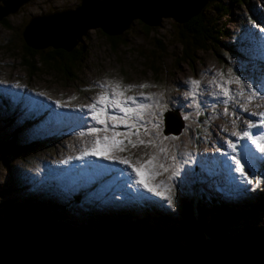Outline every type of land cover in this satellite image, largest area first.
Returning <instances> with one entry per match:
<instances>
[{
    "label": "rangeland",
    "instance_id": "obj_1",
    "mask_svg": "<svg viewBox=\"0 0 264 264\" xmlns=\"http://www.w3.org/2000/svg\"><path fill=\"white\" fill-rule=\"evenodd\" d=\"M81 1L6 0L4 3L0 1V17H5L9 24L8 27L0 23V41L10 37L13 47L20 44L22 31H25L32 17L39 19L32 24L27 34L29 40L37 45L43 42H46L44 45H48L49 41H55L59 34H63L57 30L62 31L67 24L76 19L79 25L71 28L77 33L90 24L86 33L82 34L77 47L75 46L83 47L87 56H83L79 78L72 82L59 73L52 72H49L53 74L51 76L27 79L25 69L19 66L17 60L10 57L12 54H7L3 49L0 51V91H3L9 100L15 94L22 95L20 105L13 102L12 107L9 100L0 97L1 133L9 131L12 133V129H22V132H19L21 141L28 142V137L37 138V135L40 136V133L55 126L66 127L64 134H59L58 142L50 147L37 149L28 156H22L26 160L20 156L11 157L9 161L11 166L21 170L23 177L31 182L42 181L48 176L55 179L59 173L61 177L56 178L58 182L54 187L59 196L56 203L66 206L64 212L66 218L64 216L63 218L67 219V223L77 222V225L86 222L87 218L83 216L86 212L89 215L95 212L103 215L118 214L123 207L130 210L131 204L139 202L135 199L155 203L152 205L156 206L162 205L167 214L175 217L180 214L174 204L175 197H193L194 200V197H205L207 193L212 198L221 197L225 204L231 205L235 202L232 198L241 202L242 196L238 190L248 194L263 192L264 153L259 152L250 140L240 137L245 131H250L254 135H264V124L261 123V114L264 113V0H248L247 6L242 7L231 5L229 0H218L222 6L230 10L229 15L215 10L210 2L205 4L202 9L207 8L206 14L215 17L218 28L222 27L224 35L220 39L226 44L227 49L234 48L232 50L234 55L231 57L221 48L222 53L226 54V60L224 64H220L211 52L203 50L191 52L194 71L187 62L180 59L178 27L174 19L189 15L188 5H185L183 11L167 8L163 4L161 8L154 10L152 16H144L147 14H143L142 11H130L127 15L132 14L133 17L129 19L126 28H123L127 22L124 18L120 23H110V26L107 22L111 31L118 33V30H121V33H125V43H121L116 53H113L105 33L89 20L97 18L102 21V17L99 18L97 14L103 13L110 14L111 17L117 15L122 17L121 13H126L127 10H121L119 14L110 10L115 6L119 8L118 4H121L119 0H114L115 4L112 6L92 3L101 8L87 10L88 17L81 18V15L66 13L61 16L59 26L47 22V19L50 21L54 19L48 18L50 13L65 9L74 10L79 7ZM180 3L176 2L175 8H180ZM248 14H254L259 22L248 23L246 18ZM142 16L148 23L153 24L151 30L144 25L147 23L141 20ZM71 17L74 19L71 20ZM158 17V24H155ZM101 23L104 28L107 27L104 21ZM39 28L44 34L39 33ZM68 28L64 29V34L70 39L61 36L60 40L55 41L57 45L63 42L71 44L70 42L76 38V32L67 33L71 31ZM0 45L5 47L8 44ZM150 52L157 55L155 64L159 69V82H154L152 80L154 76L146 69L149 67ZM127 74L130 77L124 79ZM193 81H198L199 84H193ZM109 82L112 85L119 83L122 88L131 86V91L120 98L134 97L135 103L128 101L129 107L139 109L141 105L144 106L142 119L133 116L139 128V135H132L130 138L137 143V147L129 145L125 151H120L118 147L111 148L110 159L104 156L84 155L85 149H90L97 137L102 142L105 136H108L109 140L113 137L112 130L89 134L92 127L103 129L104 125L96 123L87 107L102 91L101 84L106 86L109 96H112V86ZM140 85L150 87L141 88ZM29 100L31 101L29 103L33 102L34 107L38 108L23 111V106H26ZM167 111L177 112L182 118L183 128L179 135L163 134V113ZM107 114L108 117L124 116L118 108L111 106L107 108ZM52 116L55 117L54 120ZM5 119L12 121L8 123L9 129ZM106 123L109 129L115 124V132L125 134L118 136L117 139H122L127 144L129 139L127 133L132 120L125 125L119 119L106 118ZM27 124L29 125L26 126ZM249 125L254 126L249 128ZM71 126L75 127L74 131ZM7 135L8 133L3 134L1 138ZM139 140L145 143L141 145L138 143ZM230 141L237 145L235 152L228 146ZM152 156L157 158L153 171L159 175L150 181V185L155 187V190L150 192L138 183L139 177L133 169L140 167ZM234 156L240 159L244 167V177L236 170ZM122 159L130 163H121ZM161 164L164 168L159 167ZM8 175L9 171L2 160L0 203L12 194L7 189ZM13 175L15 179V173ZM245 177L252 183L246 182ZM38 190L27 185L24 191L34 192L31 197L42 202L52 199L50 191L46 190L47 192L43 194ZM157 192L162 194L157 195ZM169 198L172 203H169ZM248 225L239 222L231 235L239 233L237 228ZM252 233L259 234L256 230ZM170 248L172 250L173 247Z\"/></svg>",
    "mask_w": 264,
    "mask_h": 264
},
{
    "label": "trees",
    "instance_id": "obj_2",
    "mask_svg": "<svg viewBox=\"0 0 264 264\" xmlns=\"http://www.w3.org/2000/svg\"><path fill=\"white\" fill-rule=\"evenodd\" d=\"M208 2L215 10H220L219 12H223V14H230V10L222 6L218 0H208ZM229 3L242 7L243 5L247 6L248 0H229ZM198 8L197 10H191V15L189 14L182 19L177 18L180 21H176L180 59L187 62L192 71H194L195 66L193 60H191V52L198 50L211 52L220 64H224L226 54L231 55V57L232 54L234 55V52H232L234 48L227 49L226 44L220 39L224 35V30L222 27L218 28L215 17L206 14L207 8L200 11ZM246 18L248 23L259 22L254 14H248ZM0 23L9 27L5 17L0 19ZM144 25L149 29L151 28L148 24ZM101 31L105 33L102 29ZM122 33L104 34L113 53H116L117 47L121 43H125V33ZM12 42L10 37L2 39L0 44L8 45H5V47L0 45V51L3 49L7 54H12L10 57L17 60L19 66L25 69L27 79L59 73L66 80L72 82L74 79L79 78V68H82L83 56H87V52L83 47H73L67 51L62 48H53L51 45L42 47L41 45H44L42 43L35 44L41 46L39 48L29 46L23 37V31L20 44L13 47ZM157 43L160 42L157 41ZM221 48L225 50V55L222 53ZM156 60V53L150 52L149 67L146 69L154 76L152 80L159 82L160 76H158L159 69L156 67ZM143 73H145V70ZM129 77L127 74L124 79ZM0 97L9 100L3 91H0ZM9 101L11 107L13 102L18 103L15 97ZM51 118L52 120L55 119L54 117ZM10 122L12 121L5 119L7 128ZM55 127L43 131L40 136L37 135V138L28 137V142L21 141L22 138L21 135L19 136V132L22 129H12V133L10 131L1 133L0 131L2 135L8 133L5 138H1L2 135H0V162L4 160L6 169L9 171L7 189L12 193L9 198L0 203V236L25 226H32L37 234L50 235L57 243L69 241L98 245L107 242L118 244L142 240L158 246L166 252L168 257L177 261L190 259L205 240L209 238H216L221 242L234 237L264 238V191L248 194L245 191L238 190L242 196L240 197L241 202L231 203V205H225L222 201L212 198L207 193H205V197H196L195 203H193V197H175L174 204L177 205L180 212L175 217L161 211L158 207L145 203L142 199H135L139 202H135V205L130 203L132 205L130 209L144 208L143 213L145 216L143 218L137 216L135 211L126 210L123 207V210L118 214L112 215H103L97 212L89 215L86 212L83 215L87 218L84 224L67 223V219L63 218V216L66 218L64 213L66 206L56 203L59 201V196L54 190L57 182L46 178L43 183L33 186L23 177V172L17 169L16 166H11L9 162L11 157L20 156L24 159L22 156H28L37 149L50 147L58 142V136L64 134L66 127ZM71 127L72 130H75V127ZM13 173H15V179ZM27 185L32 186L35 190L39 189L38 191L43 194L50 191L52 199L42 202L31 197L34 192L24 191L27 189ZM231 193L233 195L234 191ZM232 199L235 202L237 200L236 198ZM239 222L248 223L249 225L244 228H237L239 233L232 236L231 232L236 230L235 227ZM256 225L259 227L255 228ZM254 229L259 234L252 233V231H255ZM170 246L173 247L172 250Z\"/></svg>",
    "mask_w": 264,
    "mask_h": 264
},
{
    "label": "water",
    "instance_id": "obj_3",
    "mask_svg": "<svg viewBox=\"0 0 264 264\" xmlns=\"http://www.w3.org/2000/svg\"><path fill=\"white\" fill-rule=\"evenodd\" d=\"M5 2L6 0H0ZM121 4L119 8L115 6L113 9H110L114 13L119 14V11L127 10L126 13L111 17L110 14H97L100 19L89 20L90 23L93 21V24L97 27H100L108 35H115L121 33V30H118V33L111 31L107 24L109 23H120L121 19H126V23L123 25V28L129 23V19L133 15H127L130 11H142L144 16L154 15V10L166 5L167 8L178 10L181 9L184 11V4L180 3V8H175V6L168 5L169 3L164 0H159L158 6L150 3V0H119ZM204 1V0H203ZM202 1L199 11L205 6L208 0ZM92 3L98 5L101 4H110L112 6L115 4V1L112 0H82L79 7L76 9H65L64 11L50 13L48 18L58 17L69 13L70 15H81L80 17H88L89 12L87 10H98L101 6H94ZM164 5V6H165ZM177 6V5H176ZM192 7V6H191ZM19 7H17L18 9ZM97 8V9H96ZM15 9V11H17ZM194 10H197L194 9ZM198 11V12H199ZM88 13V14H86ZM141 13V12H140ZM190 14V12H189ZM191 15V14H190ZM90 17H94L91 16ZM175 17V16H174ZM3 17H0L2 19ZM38 17H32L28 22L25 31L23 32V37L26 43L29 46L39 48L41 46H36L31 40H29V33L32 24L38 20ZM74 18L71 17V20ZM175 21H180L177 17L174 18ZM182 19V18H181ZM77 20V19H76ZM75 21L67 24L63 30H57L60 33L56 38V42L65 36L64 29L69 27L71 31L67 33L73 34L71 27L78 26L79 24ZM141 20L148 25H153L148 23L143 16ZM159 17L157 18L158 24ZM106 23V28L103 27L102 23ZM108 22V23H107ZM61 22L55 26H59ZM77 23V24H76ZM91 24V25H93ZM99 25V26H98ZM90 24L84 26L79 33L76 31V38L67 44L57 45L55 41H49L48 45H51L53 48H62L67 51L75 47L80 39L82 34L86 33V30ZM59 28V27H58ZM66 37V36H65ZM71 37V36H70ZM66 39H70L66 37ZM42 45V47L48 46ZM175 119L176 129L171 130L169 128V116L170 118ZM173 116V117H172ZM177 121V122H176ZM163 123H164V134L179 135L183 127V120L179 117L178 114L173 112H165L163 114ZM0 264H264V238L254 239L249 237H234L225 241H218L216 238L206 239L202 246L191 256L190 259L186 261H173L170 257L167 256L166 252L163 251L156 245L150 244L146 241H134L127 243H118L107 242L98 245H90L84 242H66V243H57L52 236L50 235H41L37 234L32 226H25L17 230L11 231L3 236H0Z\"/></svg>",
    "mask_w": 264,
    "mask_h": 264
},
{
    "label": "snow or ice",
    "instance_id": "obj_4",
    "mask_svg": "<svg viewBox=\"0 0 264 264\" xmlns=\"http://www.w3.org/2000/svg\"><path fill=\"white\" fill-rule=\"evenodd\" d=\"M193 84L198 85V81H193ZM109 85L112 86V96L110 97L108 94V91L106 90V86L104 84L100 85V88L102 91L98 94V96L94 99L93 103L88 105L87 107L92 113L93 119L96 121L97 124L104 125L103 129L97 128V127H92L89 130V134L93 133H99L101 131H113V137L111 140H109L108 136H105L103 139V142L99 137L96 138L95 143L90 149H85L84 155H91V156H104L106 159L112 158L110 156V151L111 148L118 147L120 151H125L127 150V147L130 145L131 147L135 148L137 147V143L133 142L131 140L132 135H139V128L137 127L136 120L133 119V116L136 118L142 119V109L143 105L140 106L139 109L129 107L128 106V101H132L135 103V98L132 96H128L124 99H120L121 97L125 96L126 92L131 91V86H124L123 88L119 83H116L115 85H112L111 82H109ZM141 88H147L150 87V85H140ZM227 94V90H226ZM150 98V97H149ZM97 105H100V107H97ZM111 106L113 108H118L120 112L124 113L123 117H117L115 115L108 117L107 114V108ZM262 116V121L261 123L264 124V113L261 114ZM106 118H110L112 120H118L121 123H124L125 125H128L129 120H132V124L130 126L129 132L127 133V136L129 139L127 140V144L125 143L124 140L122 139H117L118 136L125 135L119 132H115L116 125L114 124L112 129L108 128V125L106 123ZM254 125H249V128L253 127ZM132 129H135L136 131L133 132ZM83 135V134H82ZM233 135H236V133H233ZM241 139L247 138L248 140L251 141L253 145H255V148L261 152L264 153V135H254L250 131H245L243 132ZM139 144H144L145 142L143 140L138 141ZM229 148L232 149L233 152L237 150V145L232 143L231 141L229 142ZM163 151V149H161ZM156 157L152 156L149 157L144 163L140 165V167H136L133 170L136 173V176L139 177L138 183L141 184L145 189L148 191H154L155 187L150 185V181L155 179L159 173L154 172L153 169L156 166ZM233 160H235V165H236V170L240 172L241 176H245V170L243 165L241 164L240 159H237L235 156L233 157ZM121 163L124 164H129L130 162L126 159H122L120 161ZM160 168H164V165L161 164L159 165ZM165 171L167 170L166 168L164 169ZM246 182L252 183V181L247 180L245 177ZM259 183V181H257ZM157 195H161L162 193L157 192ZM169 203H172L171 198H169Z\"/></svg>",
    "mask_w": 264,
    "mask_h": 264
},
{
    "label": "clouds",
    "instance_id": "obj_5",
    "mask_svg": "<svg viewBox=\"0 0 264 264\" xmlns=\"http://www.w3.org/2000/svg\"><path fill=\"white\" fill-rule=\"evenodd\" d=\"M161 8V7H160ZM243 58H246V57H244L243 56ZM21 94H15V99L17 100V102H18V104L20 105V101H21ZM28 104L26 105V106H23V111H28V110H31V111H33V110H36L38 107H34V105H31V103H29V101L27 102ZM32 108V109H31ZM167 112H172V111H167ZM173 113H176V114H178L177 112H173ZM164 114V113H163ZM179 115V114H178ZM52 117H54V116H52ZM179 117H180V115H179ZM55 118V117H54ZM181 118V117H180ZM74 119V118H73ZM182 119V118H181ZM163 126H164V123H163ZM21 132H22V130H21ZM163 134H164V128H163ZM164 135H166V134H164ZM57 177H61V175L59 174V173H57L56 174V178ZM46 178H50V179H53V180H55L56 182H58L57 181V179L55 178H53V177H51V176H48V177H46ZM45 178V179H46ZM44 179V180H45ZM28 180V179H27ZM44 180H42V181H39V182H37V181H30V180H28L29 181V183H31L33 186H36V185H38V184H40V183H43L44 182ZM227 198H229V197H227ZM215 199H220V201H222L221 200V197H216ZM126 200H128V199H126ZM195 200H196V197H194V200H193V203H195ZM223 202V201H222ZM146 203V202H145ZM152 203V202H151ZM224 203V202H223ZM233 203H239V201H238V199L236 200V202H233ZM150 204V203H149ZM152 204H155V203H152ZM152 204H150V205H152ZM225 204V203H224ZM226 205V204H225ZM153 207H158V208H160L161 209V211H165L164 210V207L162 206V205H159V206H156V205H152ZM177 206V205H176ZM144 208H142V207H140V208H133L132 210L130 209V211H135L136 212V215L137 216H139V217H144L145 216V214L143 213L144 212V210H143ZM166 212V211H165ZM166 213H168V212H166Z\"/></svg>",
    "mask_w": 264,
    "mask_h": 264
},
{
    "label": "bare ground",
    "instance_id": "obj_6",
    "mask_svg": "<svg viewBox=\"0 0 264 264\" xmlns=\"http://www.w3.org/2000/svg\"><path fill=\"white\" fill-rule=\"evenodd\" d=\"M159 0H150V3L151 4H153V5H156V6H158V5H160L159 4V2H158ZM173 1H175V2H173ZM190 1V2H189ZM169 4L168 5H170V6H175V7H177L176 6V2L177 3H179V2H181L182 4H184V6L185 5H188L189 7H188V9H189V12L191 11V10H194V9H196L197 7H200L201 5H202V2H201V0H182V1H180V0H168L167 1ZM192 6V7H191ZM50 19V18H49ZM59 20H61V18H58V17H54V19H52L51 21L50 20H48L47 19V22L49 23V24H51V25H56V24H58L59 23ZM52 22V23H51ZM54 22V23H53ZM47 28V27H46ZM66 30V29H65ZM70 30V29H69ZM39 33L42 35V33H43V31H41L40 30V28H39ZM44 34V33H43ZM46 42H43L42 44H45ZM174 115V114H173ZM175 117L174 118H170L171 116H169V124H170V126H169V128L171 129V130H174V129H176V126H177V124L175 125V119H177L176 118V115H174ZM173 117V116H172ZM177 122V121H176ZM183 128V127H182ZM3 236V235H2ZM169 255V254H168Z\"/></svg>",
    "mask_w": 264,
    "mask_h": 264
}]
</instances>
